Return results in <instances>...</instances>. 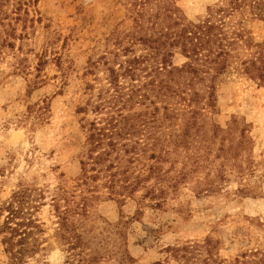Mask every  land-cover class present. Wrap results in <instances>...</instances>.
I'll return each mask as SVG.
<instances>
[{
    "label": "rangeland",
    "instance_id": "1",
    "mask_svg": "<svg viewBox=\"0 0 264 264\" xmlns=\"http://www.w3.org/2000/svg\"><path fill=\"white\" fill-rule=\"evenodd\" d=\"M139 1L0 0L11 17L10 26H0V206L20 185L45 191L48 204L62 185L78 192L99 187L92 220L81 232L89 250L113 256L100 264H203L209 250V264H264V84L238 70L264 45V0L233 12L227 9L232 0H164L179 24L201 25L204 33L224 37L223 45L233 43L229 71L214 82L216 108L203 111V122L190 129L204 141L160 160H149L152 149L139 150L128 164L134 185L106 186L102 176L79 180L86 133L78 110L90 98L86 82L105 77L102 64L92 76H85L87 67L114 60L129 45L125 38L138 13L144 23L156 15L157 0L146 10ZM176 51L177 66L192 59L187 42ZM214 75H203L204 85ZM146 103L150 112L159 109L156 131L166 141L187 128L184 103L169 105L171 111L154 97ZM37 217L48 241L28 264H71L55 238L51 207ZM2 240L0 264H12Z\"/></svg>",
    "mask_w": 264,
    "mask_h": 264
},
{
    "label": "trees",
    "instance_id": "2",
    "mask_svg": "<svg viewBox=\"0 0 264 264\" xmlns=\"http://www.w3.org/2000/svg\"><path fill=\"white\" fill-rule=\"evenodd\" d=\"M165 1L157 0L156 15H147L149 19L145 23L144 12L138 13L134 30L127 33L128 38H125L129 45L115 52L114 60L105 57L104 63L89 62L85 76L95 75L102 64L105 77L97 76L86 82L85 89L90 98L87 105L78 110L85 116L82 129L86 133V144L80 161L83 175L79 179L83 182L89 183L102 176L105 177V185L110 187L118 183H131L132 174L129 173L128 164L134 163L139 150L145 152L152 149L155 153L149 156V160H160L164 158L163 155L166 158L173 152L182 153L180 147L189 151L195 144L201 145L204 141L200 142L190 129L203 122L206 116L203 111L215 110L214 82L229 71L228 48L233 43L229 41L228 45H223L224 37L204 33L201 25L179 24L163 9L167 5ZM253 1L232 0L228 4V12ZM139 3L146 10L151 0H140ZM3 8L0 4V26H10L8 20L11 17ZM160 35L163 37L159 38ZM186 42L192 48V59L177 66L173 61L176 50ZM257 47L260 49L257 59L242 61L238 70L264 84V45ZM58 64L60 66V61ZM210 71L215 73L210 80L213 84L206 86L203 75L210 74ZM150 97L160 100L167 111H171L169 105L184 103L187 128L182 134H171L167 141L157 134L160 119L156 118V112L159 109L150 112L151 107L146 103ZM142 106L146 107V111L138 110ZM91 114L95 116L87 123L86 118ZM169 116L166 114L163 118L168 119ZM197 140L198 143H195ZM164 143L174 144L173 151L163 148ZM158 147H161L159 156L155 151ZM151 170L154 168L151 167ZM98 189L88 186L78 192L62 185L48 204L45 191L20 185L11 198L0 206V216L3 218L0 235L3 236L2 243L12 264H28L31 259L45 253L47 228L37 214L47 205L51 207L56 226L55 238L67 247L68 263L100 264L112 259L111 254L89 250L88 241L81 232L85 222L92 220L93 206L100 199L96 195ZM212 258V251L209 250L202 263L209 264ZM181 259L186 261L187 256L182 255Z\"/></svg>",
    "mask_w": 264,
    "mask_h": 264
}]
</instances>
